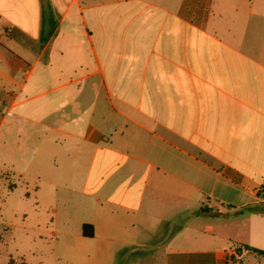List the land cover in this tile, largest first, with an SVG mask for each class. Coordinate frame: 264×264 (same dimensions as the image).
<instances>
[{
    "label": "crops",
    "instance_id": "1",
    "mask_svg": "<svg viewBox=\"0 0 264 264\" xmlns=\"http://www.w3.org/2000/svg\"><path fill=\"white\" fill-rule=\"evenodd\" d=\"M0 165L53 264H264V0H0Z\"/></svg>",
    "mask_w": 264,
    "mask_h": 264
},
{
    "label": "rangeland",
    "instance_id": "2",
    "mask_svg": "<svg viewBox=\"0 0 264 264\" xmlns=\"http://www.w3.org/2000/svg\"><path fill=\"white\" fill-rule=\"evenodd\" d=\"M21 140L25 142L24 133ZM8 156L24 168L26 158L24 148L13 149ZM38 160L49 162L50 158L39 156ZM4 171L3 165H0V236L2 240L0 241V264H7L6 258L9 252L14 255V258H17L16 255H24L28 264H53L52 256L59 253L62 246L59 241L48 236L47 240L42 241L38 235L45 229L38 228V225L52 220L56 216L54 210L60 211L62 205L58 201L59 198L46 194L47 187L35 193L24 179L13 175L7 179V175L3 174ZM10 183L14 184V187L10 188ZM39 183L41 186L44 184L42 181ZM32 250H38L39 253L33 254ZM48 259L51 261L48 262ZM62 264L68 263L62 261Z\"/></svg>",
    "mask_w": 264,
    "mask_h": 264
},
{
    "label": "trees",
    "instance_id": "3",
    "mask_svg": "<svg viewBox=\"0 0 264 264\" xmlns=\"http://www.w3.org/2000/svg\"><path fill=\"white\" fill-rule=\"evenodd\" d=\"M261 190H264V183L261 186ZM248 209L250 210H256L257 207L256 206H251ZM236 250L238 251V253H241L242 251H248V252H253L259 255H264V251L263 250H259L257 248L251 247V246H237L235 247Z\"/></svg>",
    "mask_w": 264,
    "mask_h": 264
},
{
    "label": "built area",
    "instance_id": "4",
    "mask_svg": "<svg viewBox=\"0 0 264 264\" xmlns=\"http://www.w3.org/2000/svg\"><path fill=\"white\" fill-rule=\"evenodd\" d=\"M238 256H239V253L235 247L227 248V250L225 251L226 260L230 263L234 262L235 259L238 258Z\"/></svg>",
    "mask_w": 264,
    "mask_h": 264
}]
</instances>
